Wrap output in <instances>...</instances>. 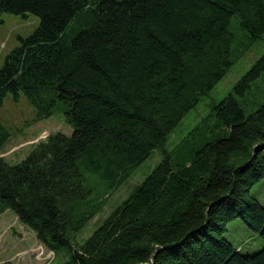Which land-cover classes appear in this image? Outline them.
Returning <instances> with one entry per match:
<instances>
[{
	"label": "trees",
	"instance_id": "obj_1",
	"mask_svg": "<svg viewBox=\"0 0 264 264\" xmlns=\"http://www.w3.org/2000/svg\"><path fill=\"white\" fill-rule=\"evenodd\" d=\"M4 13L40 24L6 56L0 106L23 93L43 120L62 102L73 132L17 165L0 156V214L13 210L64 264H264V247L244 255L224 237L240 220L264 241L252 195L264 179V102L246 113L239 101L264 77V54L196 142L176 160L165 149L234 65L233 18L248 45L264 37V0H0ZM10 138L0 121V150ZM156 149L159 164L79 242L100 209L96 185L118 189Z\"/></svg>",
	"mask_w": 264,
	"mask_h": 264
},
{
	"label": "rangeland",
	"instance_id": "obj_2",
	"mask_svg": "<svg viewBox=\"0 0 264 264\" xmlns=\"http://www.w3.org/2000/svg\"><path fill=\"white\" fill-rule=\"evenodd\" d=\"M39 24L40 18L31 13H26V15L4 13L1 15L0 69L4 65L6 56L20 46L21 39L33 34ZM232 25L237 33L233 47L235 63L211 94L182 120L168 138L165 149L172 154L173 160L177 159L178 152H185L190 140L197 141L202 133L198 132L196 127L202 126L209 119L211 107L229 95L239 78L245 75L264 54V37L248 45V32L239 30L238 17L233 18ZM252 87L253 89L248 91L244 97L239 98L246 113H251L260 102H264V77L257 80ZM253 99L256 100L255 103L249 104L248 100ZM0 121L11 133L10 140L0 150V156L11 165H17L26 159L34 147L48 139L49 136L57 133L71 135L73 132V127L64 114L62 102L51 117L38 120L36 108L23 93H20L18 97L12 93L8 94L0 106ZM163 157L162 149L154 150L150 157L135 167L133 176L118 189L110 191L96 185L98 186L96 192L103 195L100 200V209L78 235V241L82 242L88 239L104 219L135 190L136 186L144 181ZM89 181L93 183L96 180L90 177ZM252 195L264 205V179L253 187ZM224 237L237 248L241 247L244 255L255 254L264 247L263 239L240 220H234L227 225ZM66 260L63 253L56 254L47 250L38 241L36 234L19 221L13 210H7L0 214V264L7 262L11 264H64Z\"/></svg>",
	"mask_w": 264,
	"mask_h": 264
}]
</instances>
